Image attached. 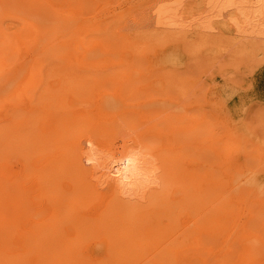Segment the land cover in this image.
I'll return each instance as SVG.
<instances>
[{"label": "rangeland", "instance_id": "374dc122", "mask_svg": "<svg viewBox=\"0 0 264 264\" xmlns=\"http://www.w3.org/2000/svg\"><path fill=\"white\" fill-rule=\"evenodd\" d=\"M29 1H32V3H34L36 6L42 5L43 7L44 6L50 7V10L44 7V10L46 12L43 9H37V12L41 14V16L46 18V15H48L46 18L47 22L44 23L45 26L43 25L42 26L43 28L40 29V31H44V30L46 31V33L44 34L45 36L46 34L50 33L47 38H45L43 34L38 36V34L33 33L32 36L28 35L24 41L19 40V39L15 41L16 39L15 37L20 38L22 35L28 33L27 30L26 31L24 30L27 26V24H25L26 20H23L22 18V17L25 18L27 15L18 14L17 10L21 8L20 5L15 6L16 4L9 5L6 3V5L3 4L2 8L0 7V12H1V9L9 11V12L12 11V13L14 12L13 15L15 16H12L13 18L7 17L3 25L5 27L6 32L12 33L11 37L9 35L6 36V41L7 42L10 41L11 43V40L13 39L12 45L14 42H17V43H14V45L16 44L15 47L14 45L12 47L11 46L9 47V45L7 46L9 47V50L11 52H9V50H7L8 48H6L5 46L6 44H9V42L8 43L4 42V44L0 42L1 44L0 48L3 46L2 50L5 52L3 53V56L7 55L6 58L3 57L4 66L0 67V69L4 68V72L0 74V86L5 87L4 93L0 95V108H3V110H0V117H1L0 124L2 123L1 124L2 127H0V134L2 135L3 132L9 131V130L10 132H12L11 129H13L14 130L13 132L19 134V135L17 134L15 135L19 137L20 140H22L20 135H22V133L25 134L26 130L31 131L33 129V131L31 132L35 134L33 138V136L31 137L32 134L30 131L29 132L31 135L29 136H28V133L26 132L27 134L26 137L24 138V136L22 135L23 136L22 138H24V140H22V142L19 141L20 144L18 145H17V141L16 140L14 141V139L12 138H9L10 140L9 139L7 140L6 138L4 142V136L0 135V141L2 140L0 142V147L2 148L6 147L5 148L6 151L0 148V152L2 153V154L0 153L1 155L0 156V182H3V185H5L6 187L5 193L6 192L11 193V192H8L9 191L8 188L13 184L17 186V182H18V187H22L20 189L27 191V194L29 195V196H26L28 197V201L24 205L25 209L24 207L22 208V206L20 208H22L23 211H21L22 209L20 210L18 208L19 210H17L18 212L16 213L17 216H15L17 218L16 219L14 218L13 222L11 220V222L8 225V226H11L10 230L8 229V232L11 236L9 235L10 239L8 238L9 244H5L6 246H3V247H7L6 251L10 252L9 253L10 257L20 256V253L25 252V256H23L22 258L23 259H27L26 257H30V258H28L26 262H23V264H31L30 260L36 258L37 255L35 254L34 250L32 251L28 250L27 247L31 249L33 248L32 246H34V244H13L12 242L14 241L18 242V240H20L21 238V235H24L25 233L29 232L30 229L32 231L33 228L35 230L40 227L39 234H38L40 239L47 241V235L50 236L53 239L51 243H54L52 244L51 247H49V249H51L50 251L54 253H59V254L64 253L67 256H69L67 257L62 254L57 255V256H60L61 262L65 261L66 263L69 262V264H88V263L89 264H104V263L109 264V262L110 264H123V261L126 262V264H168V263L169 264H240V263L242 264H246V263L264 264V249H263L264 247L262 248L263 251L261 250L260 252H258V254H256V258L254 256V259H252L253 261L247 260V262L243 261L245 260L244 255H246L247 250L241 247V244L243 245V240L241 242V239L245 237H249V239L255 238V240L257 241L261 240L264 245V201L262 202V201H259V199L254 200L253 198H247V197H242V196L235 197L234 195H232V191L228 190L229 186L227 185L230 181L232 173L236 176L237 172L244 168H251L253 170L254 169L257 170L261 168L262 173L260 177L261 179L264 180V57L262 55H259L258 57L247 59V57L240 58L241 56L234 55L229 52L220 53V54L217 52V53L212 54V53L205 52V51H199V50L194 51L196 45L192 40L190 41L186 40V43L184 45L185 40H183V38L181 37L180 38L178 37L177 39L176 37L175 38L170 37V39L167 37L164 39L162 38V36L159 37L158 35L160 34L155 31H154L155 35H153L154 39L153 37L147 38L145 35H143V33L145 34L146 33L145 31L147 30L150 31V29L152 30V27H150L152 26L150 24L152 23V20H151V17H149L150 15L147 9H149V5L151 4L153 0H104V1L103 0H87V1L81 0V3L78 2L79 0L77 1L69 0L67 1L68 3L67 2L63 3L66 0H59V1L58 0L56 1L55 0L53 1L52 0H29ZM70 1L71 2L74 1L75 4L71 3ZM84 1L88 3L84 4ZM198 1L199 0H194V1L187 0L188 3L186 2L187 3L186 10L187 11L188 10L190 11L198 10L199 6L196 7L195 5V3H197ZM189 2H190V5H189ZM1 3L2 2L0 1V4ZM65 5H67V8ZM86 5H88V7L90 5V7L88 8ZM62 7H65V8H62ZM90 9L91 11L88 13ZM75 10H78V11H81V13L82 12L84 13L78 16L74 15V17L77 19L76 21L69 20L67 17L71 16L70 13H74ZM92 11H93V14H92ZM118 14H120L121 16L119 15L120 17H118L117 16ZM1 17L3 18V14L1 15ZM66 20L68 22H66ZM145 20L149 23H147ZM21 22L23 25L21 24ZM97 26L98 28H95V32H94V27H97ZM55 27L57 29L55 32L52 33V30ZM99 29L100 31L98 32ZM142 29L144 30L142 31ZM71 30H73L74 32L76 31L77 34L74 32L70 33ZM100 33L101 34L105 33L104 34L105 36L100 35ZM107 33H110V34H107ZM115 34L117 37L115 36ZM62 35L64 36V38ZM82 35L85 38L82 37ZM13 36L15 37L12 38ZM10 38L12 39L10 40ZM113 38L114 39L117 38V39L113 41ZM158 39H161V40H158ZM28 41H30L29 42L30 44H27ZM74 41L76 43H74ZM117 41L118 42L120 41V42L118 43ZM78 42H81V45L80 43L78 44ZM63 43L64 45H62ZM54 44L55 46H53ZM103 44L105 45L103 46ZM79 45L81 46L80 48H79ZM77 47L79 49H76ZM105 47L107 50L105 49ZM63 48L67 50L66 51L67 53L65 52V49ZM61 51H63L65 55H62ZM74 51L76 52V54ZM111 51L114 53H112ZM11 53H14V54H11ZM42 54L43 56L44 55L46 56L43 57ZM59 54L63 57L62 58L61 56L59 57L58 56ZM139 54H142V55L139 56ZM174 54L176 55L175 57L178 58L179 60L178 64L174 65L173 63H169L168 65L166 64L160 65L158 63V62H161L162 58L168 59L166 55H174ZM12 56L15 58H12ZM37 57L42 58L41 74L43 73L42 74L43 76H41L42 78L41 84L39 82L37 83V81H35L36 79L34 78L32 79V82L28 81L31 78L30 76L32 75L31 73L32 68H34L33 60ZM57 57H59L58 58L59 60L56 59ZM13 59L14 60L16 59V61H12ZM47 62H50V63H47ZM53 62L57 65L54 66ZM66 64L70 68H68ZM62 67L63 68L65 67V69H62ZM136 70L139 73L133 74L132 72H135ZM124 71L126 73H124ZM30 73L31 75H29ZM117 74H119V76H117ZM129 74L130 75L132 74L131 76L132 79L131 78L129 80L124 79L125 80L124 81L122 78L127 75L129 76ZM135 75L137 76V78ZM101 77L103 78V80L100 79ZM88 78L91 82L88 80ZM69 79H70L69 86L71 85L72 79L77 80V81L76 80L74 81L76 82V84L77 82H80V81L82 83L85 80L86 81L88 80V81L85 82L84 84H82L81 82L78 83L77 85L81 84V86H79V89H78L77 88L78 86L75 85V83L72 84L70 87H68V84L65 81H68ZM179 79H180V82H179ZM169 80L170 82H168ZM7 82L9 84L8 86L6 85ZM92 82L96 84H93ZM106 82L109 85L108 84L105 85L104 83ZM165 82H168V83H165ZM88 83H91V84L88 85ZM29 84L30 86H28ZM39 84L40 86H38ZM164 84L166 86H164ZM44 85H46L47 88ZM86 85H88L89 88L86 87ZM74 86H76L75 91H74L75 88H73ZM44 88H46V91L48 92H45V91L43 92V90H45ZM39 89L43 94L40 93ZM58 89L60 91H58ZM64 89H65V92L67 91L66 92L67 94L63 92ZM77 89H78L77 93H79L80 92L79 90H81L80 94L78 95L75 93ZM117 89H118V94L121 95L123 100L125 99L124 102H127V103H125L126 104L125 106L124 104L123 105L121 104L122 108L120 110L122 114H120L119 117H117L119 121L117 120V118H115L114 123L107 121L108 123H104L105 125L103 124L102 129H107V130L112 129L111 130L112 132L109 131L111 138L104 139L102 142V146L108 147V145L112 141V138H115V141L117 142V144L115 145V149H116L115 151L118 153L120 157H124V151H127L128 149H124L122 147L123 142L129 141V139L130 140L137 139L136 136L141 135L142 133L146 132L151 124L152 125L153 123L159 124L157 119H159L160 121H163V122H160L159 127H158L159 130L156 133H153V135L148 133L146 135L145 141L143 139L141 141L145 143L144 146L147 144L150 148H152L151 151H154L155 155H156V152H158L161 155L165 156L171 164H176L175 168L177 169L175 170L177 172L183 173V175L180 176L181 180L184 178V176H186L185 174L192 175L191 183H193V185L196 183V186L200 184L203 185L202 191H204L206 187L210 188L211 184L213 185L215 184L214 185L215 189H212V190L216 191L215 193L216 198H219V199L214 204L210 205L208 203L202 206L203 208H202V211L200 212V215L196 216V219L199 220V222H202V225L204 227L205 226L207 227V225L210 223L209 220L215 219L218 213L221 214L220 216H218L219 222L222 223L221 226L219 227V224H214L212 231H210L211 233L210 235L204 232V230H202L203 231L202 233L198 234L199 232L193 233V232H190V230L188 229L185 232H181V235H180V234H177L176 232V229H177L175 228L176 226L172 225L174 226L173 230L175 229V231H171V233L166 232V234L168 233V236L164 237V239H167V241L164 244H153V245L147 244L145 247L139 250H136L132 246V244H119V245L118 244H105V241H107L108 238L110 239V236H111L107 234L109 232L108 229H110L111 225L103 227L104 229L101 228L100 230H98L97 225L101 221V219H97V218H99L100 212L102 210V208L100 207H102L103 205L102 200H104L103 197H104L106 189H100L98 197L90 201L79 198V201H80L79 203L81 204H79L78 207L76 206L77 208L74 209L75 215L72 216L71 219L73 218L72 220H74V222L77 218L80 219L81 228H78L77 225L72 224L65 217V214H63L64 209L60 210V217L62 218L60 219L62 222L59 221L60 223L58 222V226L57 225L55 226V228H57L55 229V232L52 231L53 226L47 227V221L45 222V220H49L53 212L52 211L53 203L49 201L50 199L49 197L52 196L53 193H55V195H57V197L59 198L63 196L68 197L69 193L73 194V191H72L73 186L70 180L68 179V176H66V174H63L59 170L58 171L60 172V174L59 172L57 173L56 171L55 173L54 166L52 165L53 160H54V155L57 150L55 146L59 144L60 140H62L61 142H63L64 138L60 135L57 136L58 139L53 137L54 139H57V140L55 143H54L55 140H51V142H53L51 143V142H46L44 139L43 140L41 139L42 141L40 139L35 140L38 138V136L36 135L37 134L41 135L39 132L41 131V128L43 129L47 126V123H50V125H52L51 126L52 129L50 128L51 130H53V128L55 127H59L61 122L58 125L57 121L59 118H60L59 119L60 121L62 119V116L64 119L66 118L64 121L68 120L65 123L71 121L73 118L74 119L72 121H75L78 119L80 120L82 119V117L83 119H86L87 121L86 125H83L85 128H83L82 125H80L81 127L79 126V128L81 129H86V127H89L94 124L97 125L99 120L103 116V114H104L103 116L104 119H109L110 115H115V114L113 112L107 111L109 109L103 110V106L105 105V101L108 103H113L111 94H114ZM127 89H129V91H127ZM68 90H72L71 92L73 93V95L72 93L68 94ZM90 91L91 93H89ZM63 93L67 95V98H64L65 96ZM26 95H28L29 97ZM130 95L134 96V98L132 96L130 97ZM40 96L41 98H39ZM45 96L46 98H44ZM59 96H60V100H59ZM125 96L127 98H124ZM20 97L23 99H20ZM33 97L36 98V100H34ZM50 97L52 99L55 98L56 100H52ZM166 98H169L170 101L175 100L177 103L173 106H169L168 103L164 102ZM44 99H48V101ZM151 100H156V102L152 104H147V102ZM51 103L53 105H51ZM58 103L59 105L62 103V105L59 106L57 105ZM49 104L51 106H49ZM74 104L77 106H75ZM41 109L42 110L44 109V111L46 110L47 111L46 113H48V111L51 110L50 115L53 116L54 119L51 116L44 113V111L42 112ZM61 109L62 111H60ZM123 109L125 112L123 111ZM157 109H161V110L166 109V112H164L165 110L163 112H160L158 110L157 112L156 111ZM54 110H55V113H54ZM52 111H53V114H52ZM65 111L70 112V115L72 114L73 116L72 115L71 116L73 118L70 115H68L69 113H66ZM35 112L38 113V117H36L37 113ZM115 112H120V111L118 110ZM31 113H33L35 116ZM179 113L184 115V118H182L184 120L178 119L180 117L175 118V119L172 118V120L171 119L163 120L169 115L176 117V115H179ZM56 114L59 115V118L57 117L58 115L56 116ZM19 115L20 116L22 115V116L19 117ZM40 115L42 116L40 117ZM185 116H187L188 118ZM25 117L27 120H32L33 122L24 121ZM46 117L50 119H47ZM37 118H39V120ZM45 118L47 121L45 120ZM186 118L188 120H185ZM40 119L42 121H40ZM180 120L183 121L182 122L183 124L180 123L181 122ZM124 121L126 123H124ZM135 121L138 122V124ZM148 121L149 123H146ZM29 122L30 124H28ZM42 122H46V123L44 124ZM176 122L179 124L177 125ZM3 123H6L7 125H9V129L7 128L8 126ZM53 123L56 124L57 126H55ZM109 123L111 124V126ZM143 123H146V124L142 125ZM33 124H34V127H33ZM36 124L37 126H35ZM190 124H191V127H190ZM4 125L7 127H5ZM22 125L28 126L26 128L24 126L25 131L23 130ZM130 125L131 127H134V125L135 127L137 125L138 126L136 127V129L134 128L131 129ZM139 125H140V128H139ZM20 127L22 129L18 130L20 129ZM71 129L73 128L71 127ZM171 129L172 131L169 132V130ZM76 133H79V132L76 131ZM29 137L30 139L31 138L33 139L32 142H30L31 140L27 142ZM11 139L15 143L12 142ZM9 141L12 143H10ZM33 141H36L34 143H37V146L40 145L38 141H41V143L44 142V144L46 142L48 145L45 144L44 146L42 144L44 147H41L42 145L40 147L43 148L44 149L43 150V149H40L39 146L38 148L35 144H33ZM205 141L206 143H204ZM6 142H7V145H6ZM29 143L31 144V147H29ZM189 143L191 146L189 145ZM15 144H16V147L14 146ZM10 145H12V147ZM183 145H185V147ZM20 147L22 150H20ZM25 147L26 148L28 147L27 148L28 150ZM14 148L16 151L15 150L14 152L11 151V149L13 150ZM51 148L53 150L52 152L49 151ZM24 149L25 151H27V153L24 151ZM160 149L162 151L164 150V152H162ZM45 150L47 152H44ZM166 150L167 152H165ZM2 151H4L5 153H3ZM28 151L30 152L28 153ZM10 152H12V154L17 152V155L13 154L16 156V158H14L12 154H11L12 156L10 155L11 156L10 157L9 156ZM242 152H245L247 154L242 153ZM181 153L184 156L180 155ZM194 153L198 155L195 156ZM4 154L6 156H4ZM26 155H28V158ZM175 155L178 157H175ZM179 155L181 156L180 158H179ZM258 155H261L262 159L258 158ZM31 156L33 157L32 159H31ZM182 157H183V160H182L183 162L181 161ZM178 158L180 160V164L177 160ZM8 159L9 160L11 159V161H9ZM21 160L22 161L25 160V162L24 161L22 162ZM230 160H233V161H230ZM24 163H27V164H24ZM179 168L180 170H178ZM39 169L42 170L41 173H43L44 176L50 175V178H49L50 184L48 181L47 184L49 186H48V190L46 189L45 193L41 192V190L39 189L41 187L40 186L41 178L39 175L40 173ZM25 170H27L28 172L25 173L26 172ZM187 170H189L191 174L187 172ZM17 171H18V174H17ZM29 171H30V175H28ZM52 173H54L55 177L56 176L57 177L56 178L54 177L52 179L53 177ZM198 174L200 175V177ZM47 176L45 177L47 178ZM70 176H73V175H70ZM65 177H66V180H65ZM10 181H13V182L11 183ZM225 182L227 186L225 185ZM220 184L222 185V189L224 188L227 189L226 192L221 191L222 189L220 188ZM212 190L210 188L209 192H212ZM64 191L66 192L64 193ZM189 193H192V192H189ZM41 194H44L43 197H41ZM190 195L191 194H186V196L184 197L188 198L190 197ZM76 197L78 198V196ZM250 199H252L254 202H251ZM7 204H10V202L9 201L6 202V205ZM144 206H146L147 209L151 207L149 203ZM144 206H142L141 209H143ZM43 209H44V212H42ZM211 209H212V212H211ZM224 213H225V216L221 217ZM18 214L21 215L22 218H24V221L21 218V216H19ZM34 216L35 218H33ZM183 216H180V218L177 219L174 223L175 225H178V227L185 226ZM134 219L135 220L131 218L129 219V223H130L129 226L130 228L132 227L131 229H133L134 231V232L132 231L133 235H135V232L141 234L140 236H138L141 240L143 237L146 236L147 232H145L146 233L145 234L143 231H141L140 229H142L143 223L141 221H138L137 218H134ZM159 219L160 221L163 222V220H166L167 218L163 217ZM162 222L158 223V226L160 228L164 226ZM188 223L190 224L191 222L188 221ZM17 224L18 226H16ZM72 226L75 227L74 230L71 229ZM102 229L104 232L101 231ZM50 231L52 232L49 234ZM153 231L155 233L154 234L155 236L154 235L149 236L148 238L156 239L157 232L155 230ZM42 232L45 234H42ZM53 233H56V234H53ZM190 233H192V235H190ZM12 235L14 236V238ZM176 237H180L178 241L179 240L181 241L183 239L184 242L183 240L181 241V243L180 241L177 242ZM114 238H116V235L114 236ZM72 240H73V244L72 243H68V245L65 244L66 242H71ZM57 241H59L60 244H56ZM190 242L191 243L193 242V243L189 244ZM73 246L74 248L76 247L78 251L74 250ZM35 247H38V246H35ZM68 247L70 249H68ZM71 247L73 250H71ZM78 247L80 248L78 249ZM24 248H26V250H23ZM238 248H241V249H238ZM43 249L40 250L39 252L40 254H42L41 251H43ZM67 252L68 253L70 252V255ZM120 254L122 255V257L120 256ZM154 254L155 256H153ZM239 254H243L240 257V259L238 258V256H240ZM57 256L56 258H58ZM124 256H126V259H123ZM136 256L137 258H134ZM136 259H138V262ZM50 260L51 259H49L47 263H43V264H50L51 263Z\"/></svg>", "mask_w": 264, "mask_h": 264}, {"label": "bare ground", "instance_id": "6f19581e", "mask_svg": "<svg viewBox=\"0 0 264 264\" xmlns=\"http://www.w3.org/2000/svg\"><path fill=\"white\" fill-rule=\"evenodd\" d=\"M2 3L0 4V7H3V4L6 5L9 4H16L20 5L21 8L17 10L18 14H26L27 16L23 18V20L25 21V24H27L26 28L24 29L25 31L27 30L28 33L22 35L20 38L19 37H15L13 36L12 38H16L15 41L17 39L24 41L25 38L30 35L32 36L33 33L38 34V36H40L41 34H45L46 31H40V29H42L43 25L45 26L44 23H46V18L48 15H46V18L41 16V14H39L37 12V9H43L46 6H36L34 3H32V1H25V0H0ZM12 1V2H11ZM53 1V0H52ZM56 1V0H55ZM59 1V0H58ZM69 0L66 1H62L63 3L67 2ZM72 1V0H71ZM70 1V2H71ZM75 1V0H74ZM71 2V3H74ZM77 1V0H76ZM87 1V0H86ZM104 1V0H103ZM192 1V0H191ZM194 1V0H193ZM79 3H81V0L78 1ZM91 2V1H90ZM187 0H153L151 2V4L149 5V9H147V11H149V17H151L152 23H150L152 26V30L150 29V31H145L146 33L143 35H145L147 38H152L154 39L155 32L159 33L160 35H158L159 37L162 36V38H175L176 39L179 37L183 38V40H185L184 45L186 43V40L190 41L192 40L195 43V49L194 51H205V52H209V53H225V52H229L232 53L234 55H238L241 56L240 58L243 57H247V59L249 58H253V57H258L259 55H262L264 57V0H199L197 3H195L196 7L199 6L198 10L195 11H190V10H186V5H187ZM68 3V2H67ZM83 3V2H82ZM88 2L84 1V4H86ZM113 3V2H112ZM117 3V2H116ZM75 4V3H74ZM77 4V3H76ZM83 4V5H84ZM90 4V3H89ZM81 5V6H83ZM190 5V2H189ZM64 6V4H63ZM67 8V5H65ZM80 6V7H81ZM85 6V5H84ZM88 7V5H86ZM93 6V5H92ZM91 6V8H92ZM71 7V6H69ZM90 7V5H89ZM88 7V8H89ZM102 7V6H101ZM50 10V7L47 6L46 9ZM65 8V7H62ZM76 8V7H75ZM104 8V7H103ZM81 9V8H80ZM94 9V8H93ZM101 10V9H100ZM186 10V11H185ZM45 11V10H44ZM86 11V10H85ZM91 11V9L88 11V13ZM94 11V10H93ZM92 11V14H93ZM146 11V12H147ZM46 12V11H45ZM109 12V11H108ZM140 12V11H139ZM84 13V12H82ZM81 11L75 10L74 13H70L71 16L67 17L69 20H74L76 21L77 19L74 17V15L78 16L82 14ZM86 13V12H85ZM87 13V14H88ZM3 14V18L1 17V15ZM14 12L12 13L6 10H2L0 12V42L2 44H4V42L6 43V36H12V33L6 32L5 27L3 25V23L5 22V20L7 19V17H12L15 16L13 15ZM53 15V14H52ZM120 14H118L117 16H119ZM116 16V15H115ZM114 16V17H115ZM141 16V15H140ZM13 18V17H12ZM32 19V20H30ZM144 19V18H143ZM116 20V19H115ZM118 20V19H117ZM120 20V19H119ZM111 21V20H110ZM143 21V20H142ZM141 21V22H142ZM146 21V20H145ZM29 22V23H27ZM66 22H68L66 20ZM108 22V21H107ZM120 22V21H119ZM118 22V23H119ZM147 22V21H146ZM149 23V22H147ZM15 24V23H14ZM22 24V22H21ZM108 24V23H107ZM131 24V23H130ZM143 24V23H142ZM23 25V24H22ZM100 25V24H99ZM146 25V24H145ZM109 26V25H108ZM28 27V28H27ZM124 27V26H123ZM127 27V26H126ZM130 27V26H129ZM142 27V25H141ZM144 27V25H143ZM148 27V26H147ZM95 28L94 27V32H95ZM103 28V27H102ZM125 28V27H124ZM139 28V27H138ZM146 28V27H145ZM56 27L52 30V33L56 31ZM79 29V28H78ZM105 29V28H104ZM114 29V28H113ZM131 29V28H130ZM29 30V31H28ZM35 30V31H34ZM69 30V29H68ZM80 30V29H79ZM86 30V29H85ZM121 30V29H120ZM144 29H142L143 31ZM21 31V30H20ZM78 31V30H77ZM87 31V30H86ZM93 31V30H92ZM100 31V29L98 30V32ZM118 31V30H117ZM22 32V31H21ZM74 32L73 30L70 31V33ZM81 32V31H79ZM97 32V31H96ZM116 32V31H115ZM131 32V31H130ZM76 33V31L74 32ZM86 33V32H85ZM91 33V32H90ZM154 33V34H153ZM50 33L46 34L45 38H47L49 36ZM77 34V33H76ZM84 34V33H83ZM98 34V33H97ZM105 34V33H104ZM101 34L100 35H104ZM110 34V33H107ZM106 34V35H107ZM71 35V34H69ZM79 35V34H78ZM85 35V34H84ZM114 35V34H113ZM63 36V35H62ZM68 36V35H67ZM98 36V35H97ZM105 36V35H104ZM116 36V34H115ZM142 36V35H141ZM157 36V37H158ZM82 37H84L82 35ZM87 37V36H86ZM91 37V36H90ZM117 37V36H116ZM125 37V36H124ZM10 38V40L12 39ZM64 38V36H63ZM81 38V37H79ZM85 38V37H84ZM88 38V37H87ZM93 38V37H92ZM99 38V37H98ZM161 38V39H162ZM8 39V38H7ZM89 39V38H88ZM100 39V38H99ZM117 39V38H115ZM113 38V41L115 40ZM139 39V38H138ZM143 39V38H142ZM146 39V38H145ZM158 39V40H161ZM86 40V39H85ZM98 40V39H97ZM111 40V39H110ZM120 40V39H119ZM122 40V39H121ZM147 40V39H146ZM57 41V40H56ZM89 41V40H88ZM96 41V40H95ZM99 41V40H98ZM97 41V42H98ZM109 41V40H108ZM139 41V40H138ZM182 41V40H181ZM9 44H6V48H8L7 50H9V47L13 46L12 42L13 39L10 41H8ZM7 42V43H8ZM30 41H28L27 44ZM37 42V41H36ZM39 42V41H38ZM85 42V41H83ZM103 42V41H102ZM112 42V41H111ZM118 42V41H117ZM120 42V41H119ZM118 42V43H119ZM145 42V41H144ZM176 42V41H175ZM57 43V42H56ZM74 43H76L74 41ZM81 42H78V44ZM108 43V42H107ZM163 43V42H162ZM179 43V42H178ZM192 43V42H190ZM143 44V43H141ZM1 45V44H0ZM9 45V47H7ZM16 45V44H15ZM14 45V47H15ZM60 45V44H59ZM64 45V43L62 44ZM72 45V44H71ZM76 45V44H75ZM79 45V48L81 47ZM91 45V44H90ZM97 45V43H96ZM105 44H103L104 46ZM108 45V44H107ZM183 45V46H184ZM4 46V48H5ZM55 46V44L53 45ZM52 46V47H53ZM57 46V44H56ZM69 46V45H68ZM144 46V45H143ZM142 46V47H143ZM193 46V45H192ZM3 47V46H2ZM2 47L0 48V67L4 66V62H3V57L6 58V56H3V53H5L2 50ZM62 47V46H61ZM89 47V46H88ZM107 47V46H106ZM105 47V49H106ZM110 47V46H109ZM120 47V46H119ZM133 47V46H132ZM50 48V47H48ZM60 48V47H58ZM72 48V47H71ZM74 48V47H73ZM78 47L76 49H79ZM84 48V47H83ZM86 48V47H85ZM104 48V47H103ZM192 48V47H191ZM52 49V48H51ZM62 49V48H60ZM65 49V48H63ZM70 49V48H69ZM68 49V50H69ZM6 50V51H7ZM17 50V48H16ZM20 50V49H19ZM53 50V49H52ZM58 50V49H57ZM95 50V48H94ZM107 50V49H106ZM143 50V49H142ZM64 51V50H63ZM63 51H61L62 55H65L63 53ZM67 50L65 49V52ZM77 51V50H76ZM82 51V50H81ZM185 51V50H184ZM9 52H11L9 50ZM13 52V51H12ZM19 52V51H18ZM42 52V51H41ZM48 52V51H46ZM75 52V51H74ZM78 52V51H77ZM91 52V50H90ZM112 52V51H111ZM125 52V51H124ZM137 52V51H136ZM192 52V51H191ZM8 53V52H7ZM43 53V52H42ZM53 53V52H52ZM59 53V52H58ZM67 53V52H66ZM89 53V52H88ZM93 53V52H92ZM91 53V54H92ZM114 53V52H112ZM135 53V52H134ZM186 53V52H185ZM193 53V52H192ZM197 53V52H196ZM14 54V53H11ZM56 54V53H55ZM76 54V52H75ZM187 54V53H186ZM201 54V53H200ZM142 54H139V56ZM43 56V54H42ZM46 56V55H44ZM43 56V57H44ZM59 57L61 56L60 54L58 55ZM67 56V54H66ZM122 56V55H121ZM168 57V59H164L162 58L161 62H158L160 65L161 64H166L168 65L169 63H173L178 64L179 60L178 58H176L175 54L174 55H166ZM221 56V55H220ZM52 57V56H51ZM50 57V58H51ZM54 57V56H53ZM59 57H57L56 59H58ZM63 56H61L62 58ZM72 57V56H71ZM84 57V56H83ZM89 57V55H88ZM12 58H15L12 56ZM55 58V57H54ZM65 58V57H64ZM128 58V57H127ZM134 58V57H133ZM52 59V58H51ZM50 59V60H51ZM120 59V58H119ZM59 60V59H58ZM57 60V61H58ZM85 60V59H84ZM90 60V59H89ZM92 60V59H91ZM115 60V59H114ZM12 61H16V59L12 60ZM18 61V59H17ZM121 61V60H120ZM34 62V68H32V75L31 73L29 75H31L30 79L28 80L29 82H32V79H36L35 81H37V83L39 82L41 84L42 82V78L41 76H43L41 74L42 72V58L37 57L33 60ZM44 62V61H43ZM14 63V62H13ZM50 63V62H47ZM54 63V62H53ZM75 63V62H74ZM117 63V62H116ZM125 63V62H124ZM188 63V62H187ZM33 64V63H32ZM81 64V63H80ZM86 64V63H84ZM103 64V62H102ZM121 64V63H120ZM129 64V63H128ZM11 65V64H10ZM27 65V64H26ZM53 65V64H52ZM57 64L54 63V66H56ZM67 65V64H66ZM65 65V66H66ZM70 65V64H69ZM12 66V65H11ZM28 66V65H27ZM68 66V65H67ZM78 66V65H77ZM84 66V65H83ZM92 66V65H91ZM135 66V65H134ZM10 67V66H9ZM50 67V66H49ZM104 67V66H103ZM107 67V65H106ZM68 68H70L68 66ZM130 68V67H129ZM50 69V68H49ZM62 69H65V67ZM61 69V70H62ZM128 69V68H126ZM164 69V68H163ZM166 69V68H165ZM168 69V68H167ZM125 70V69H124ZM58 71V70H57ZM86 71V70H85ZM173 71V70H172ZM4 72V68L0 69V74ZM63 72V71H62ZM177 72V71H175ZM46 73V72H45ZM64 73V72H63ZM103 73V72H102ZM107 73V72H106ZM118 73V72H117ZM124 73H126L124 71ZM131 73V72H130ZM133 74H138L139 72H137V70L135 72H132ZM141 73V72H140ZM161 73V72H160ZM172 73V72H171ZM59 74V73H58ZM120 74V73H119ZM119 74H117V76H119ZM167 74V73H165ZM28 75V76H29ZM66 75V74H65ZM148 75V74H147ZM27 76V77H28ZM89 76V75H88ZM101 76V75H100ZM116 76V75H115ZM123 76V75H122ZM130 76V77H129ZM129 76H124L122 79H126L129 80L132 76V74ZM136 76V75H135ZM163 76V75H162ZM56 77V76H54ZM96 77V76H95ZM106 77V76H105ZM141 77V76H140ZM173 77V76H172ZM53 78V77H52ZM117 78V77H116ZM137 78V76H136ZM47 79V78H46ZM78 79V78H76ZM75 79V80H76ZM99 79V78H98ZM100 79L103 80V78L101 77ZM132 79V78H131ZM45 80V79H44ZM65 80V79H64ZM73 80V81H72ZM71 80V85L75 83V85H77L80 82H74L75 80L72 79ZM81 80V79H80ZM83 80V79H82ZM89 80V78H88ZM87 80V81H88ZM94 80V79H92ZM107 80V79H106ZM77 81V80H76ZM86 80L82 83L84 84L85 82H87ZM90 81V80H89ZM121 81V80H120ZM125 81V80H124ZM172 81V80H171ZM61 82V81H60ZM69 86V82L70 79L68 81H65ZM73 82V83H72ZM91 82V81H90ZM170 82V80L168 81ZM165 82V83H168ZM180 82V79H179ZM45 83V81H44ZM93 84H96L94 82H92ZM114 83V82H113ZM117 83V81H116ZM28 84V83H27ZM31 84V83H30ZM30 84L28 86H30ZM33 84V83H32ZM40 84L38 86H40ZM64 84V83H63ZM87 84V83H86ZM91 83H88V85H90ZM102 84V83H101ZM105 85L108 84L107 82L104 83ZM130 84V83H129ZM128 84V85H129ZM132 84V83H131ZM6 85L8 86V82L6 83ZM34 85V84H33ZM32 85V87H33ZM43 85V84H42ZM61 85V84H59ZM88 85H86V87H88ZM99 85V83H98ZM109 85V84H108ZM127 85V86H128ZM179 85V84H178ZM181 85V84H180ZM22 86V85H21ZM46 86V85H44ZM78 89L79 86H81V84L77 85ZM164 86H166L164 84ZM67 87V88H68ZM76 86H74L73 88H75ZM85 87V88H86ZM94 87V86H93ZM97 87V85H96ZM30 88V87H29ZM38 88V87H37ZM47 88V86H46ZM46 88H44L45 90H43V92H48L46 91ZM49 88V87H48ZM56 88V87H55ZM59 88V87H58ZM83 88V86H82ZM89 88V87H88ZM87 88V89H88ZM91 88V87H90ZM105 88V87H104ZM127 88V87H125ZM57 89V88H56ZM77 91L75 92L77 95L80 94L81 90H79L80 92ZM92 89V88H91ZM76 90V88L74 89V91ZM94 90V89H93ZM138 90V89H137ZM5 91V87L0 86V95L3 94ZM40 91V89H39ZM50 91V90H49ZM52 91V90H51ZM58 91H60L58 89ZM72 90H68V94L72 93ZM73 91V92H74ZM86 91V90H85ZM127 91H129V89H127ZM131 91V90H130ZM135 91V90H134ZM38 92V91H37ZM62 92V91H61ZM60 92V94H61ZM65 92V89L63 91ZM83 92V91H82ZM132 92V91H131ZM40 93H42L40 91ZM51 93V92H49ZM63 93V94H64ZM91 93V91L89 92ZM168 93V92H167ZM38 94V93H37ZM36 94V95H37ZM43 94V93H42ZM47 94V93H46ZM62 94V95H63ZM67 94V93H66ZM75 94V96H76ZM126 94V93H125ZM132 94V93H131ZM135 94V93H134ZM144 94V93H143ZM166 94V93H165ZM33 95V93H32ZM31 95V96H32ZM35 95V96H36ZM41 95V94H40ZM50 95V94H49ZM56 95V94H55ZM73 95V93H72ZM85 95V94H84ZM112 95V102L113 103H108L105 101V105L103 106V110L105 109H109L107 111L109 112H113L115 115H110L109 119H104L103 116L101 117V119L99 120L97 125H87L89 127H86V129H81L79 128L80 125H82L83 128H85L83 125H86V119H78L75 121H72L74 118L70 115V112H66L69 113L68 115H70L73 119L70 120L69 122L65 123L66 121H64L65 119L62 116V119L59 121V113L56 114V116L59 118L58 119V125L59 127H55L53 128V130H51V126L50 123H47V126H43L45 128H41V131L39 132L41 135L37 134L36 136H38L37 139H44L46 142H51V140H55L54 143L56 142V140L58 139L57 136H62L63 142H61L62 140L59 141V144L57 146H55V148H57L55 155H54V160H53V166H54V172L56 171L57 173L60 171L63 174H66V176H68V179L70 180V182L72 183L73 186V194L69 193L68 197L63 196V197H57V195H55V193L52 194V196H50L49 201L53 203V212L50 216L49 220H45V222L47 221V227L49 226H53L52 231L55 232V226H58V222L61 221V217H60V210L64 209V213L65 217L74 225H77L78 228L80 227V219H76L75 222L74 220L71 219L72 216L75 215L74 209H76L78 207L80 201L79 198L83 199V200H87L90 201L92 199H95L98 197L99 191L100 189H106L105 194H104V200H102L103 205L102 210L100 212L99 218L97 219H101V221L98 223L97 225V229L100 230L103 227H106L108 225L110 226L109 232L107 233L110 236V239L108 238L107 241H105V244H132V246L136 249H142L143 247H145L147 244H164L167 239H164V237L168 236V233L166 234V232L171 233V231H175V229L173 230L174 226H176V232L177 234L181 235V232H185L187 229L190 230V232H199L198 234L202 233L204 230V232L208 233L209 235L211 234L210 231H212V228L214 227V224H219V227L221 226V222H219L218 220V216H220L221 214L218 213L217 217L215 219H211L209 220L210 223L207 225V227L202 225V222H199V220L196 219V216L200 215V212L202 211V206H204L205 204H214L215 202H217V200L219 198H216V191L212 190L215 189V184H211L210 188L212 190V192L210 191L209 187H206L204 191H202V187L203 185H197L196 183L193 185V183H191V178L192 175H188L185 174L186 176H184V178L181 180V175H183V173L181 172H177L175 169L176 164H171L168 159L161 155L160 153L156 152V155L154 154V151H151L152 148H150L147 144L144 146V142L141 141L142 139L145 141L146 139V135L156 133L159 130V124L160 121L159 119L155 118L158 120L159 124H151L148 128V130L144 133H142L141 135H137V139L133 140V139H129V141H125L123 142L122 147L124 149H128L127 151H124V157H120L118 155V153L115 151V145L117 144V142L115 141V138H112V141L110 142V144L108 145V147H104L102 146V142L104 139H110V134L109 131L111 130H107V129H102L103 124L104 123H108L109 121L114 123L115 118L119 117L120 114H122L121 112V104L124 106L126 105L124 102L123 98L121 97V95L118 94V89L116 90V92ZM129 95V93H128ZM140 95V94H139ZM160 95V94H159ZM170 95V94H169ZM176 95V94H175ZM174 95V96H175ZM28 96V95H26ZM51 96V95H50ZM58 96V95H57ZM64 98H67V95L64 94ZM82 96V95H80ZM110 96V95H109ZM124 96V95H123ZM132 95H130L131 97ZM163 96V95H162ZM165 96V95H164ZM167 96V95H166ZM173 96V97H174ZM29 97V96H28ZM56 97V96H55ZM62 97V96H61ZM88 97V95H87ZM134 98V96H132ZM176 97V96H175ZM19 98V97H18ZM41 98V96L39 97ZM46 98V96L44 97ZM48 98V96H47ZM51 98V97H50ZM58 98V97H57ZM96 98V97H95ZM94 98V99H95ZM124 98H127L126 96ZM20 99H23L20 97ZM34 100H36V98L33 97ZM52 99V98H51ZM50 99V100H51ZM62 99V98H61ZM76 99V98H75ZM82 99V98H81ZM84 99V98H83ZM93 99V100H94ZM176 99V98H175ZM46 101H48V99H44ZM52 100H56L55 98ZM59 100H60V96H59ZM77 100V99H76ZM91 100V98H90ZM89 100V101H90ZM33 101V100H32ZM64 101V100H63ZM79 101V99H78ZM81 101V100H80ZM88 101V100H86ZM85 101V102H86ZM28 102V100H27ZM54 102V101H53ZM60 102V101H59ZM65 102V101H64ZM76 102V101H75ZM156 100H151L149 102H147V104H152L155 103ZM164 102L168 103L169 106H173L175 105L177 102L174 101H170L169 98H166L164 100ZM32 103V102H31ZM38 103V102H37ZM90 103V102H88ZM87 103V104H88ZM108 103V104H107ZM36 104V103H35ZM42 104V103H41ZM48 104V103H47ZM73 104V103H72ZM78 104V103H76ZM81 104V103H79ZM29 105V104H28ZM51 105H53L51 103ZM49 104V106H51ZM59 105V103L57 104ZM62 105V103L60 104ZM59 105V106H60ZM65 105V103H64ZM63 105V106H64ZM75 105V104H74ZM73 105V106H74ZM35 106V105H34ZM41 106V105H40ZM46 106V105H45ZM62 106V107H63ZM72 106V107H73ZM77 106V105H75ZM53 107V106H52ZM185 107V106H184ZM20 108V106H19ZM33 108V107H32ZM45 108V107H44ZM102 108V107H101ZM100 108V109H101ZM188 108V107H187ZM192 108V107H191ZM12 109V108H11ZM10 109V110H11ZM55 109V108H54ZM65 109V107H64ZM189 109V108H188ZM0 110H3V108H0ZM16 110V109H15ZM34 110V109H33ZM42 110V109H41ZM49 110V109H47ZM56 110V109H55ZM54 110V113H55ZM68 110V109H67ZM96 110V109H95ZM114 110V111H113ZM120 111V112H115V111ZM158 110L160 112H166V109H157L156 111L158 112ZM23 111V110H22ZM29 111V110H28ZM44 111V109L42 110V112ZM51 110L48 111V113H46L47 111L45 110L44 113H46L47 115L51 116ZM57 111V110H56ZM62 111V109L60 110ZM124 111V109H123ZM8 112V111H7ZM13 112V111H12ZM20 112V110H19ZM38 112V111H37ZM35 112V113H37ZM41 112V113H42ZM125 112V111H124ZM123 112V113H124ZM147 112V111H146ZM24 113V112H23ZM30 113V112H29ZM96 113V112H95ZM33 114V113H31ZM30 114V115H31ZM44 114V115H46ZM53 114V111H52ZM61 114V113H60ZM64 114V112H63ZM112 114V113H111ZM184 114V113H183ZM189 114V113H188ZM34 115V114H33ZM38 117V113L36 114ZM67 115V114H66ZM65 115V116H66ZM16 116V115H15ZM22 116V115H21ZM19 115V117H21ZM35 116V115H34ZM42 115H40L41 117ZM55 116V117H56ZM137 116V115H136ZM193 116V115H192ZM27 117V116H26ZM25 117V119H26ZM53 118V116H51ZM56 117V118H57ZM76 117V116H74ZM78 117V116H77ZM122 117V115H121ZM125 117V116H124ZM180 117V118H178ZM187 117V116H185ZM191 117V116H189ZM261 117V116H260ZM14 118V117H13ZM47 118V117H46ZM45 118V120H46ZM51 118V120H52ZM68 118V116H67ZM79 118V117H78ZM88 118V117H87ZM133 118V117H132ZM137 118V117H135ZM165 118V116H164ZM172 118H178V119H182L184 118V115L180 114L176 115V117H173L172 115L167 116L165 119L163 120H168ZM188 118V117H187ZM185 120H188V119ZM1 119V117H0ZM24 121H32V120H25ZM31 119V117H30ZM33 119V118H32ZM39 120V118H37ZM36 119V120H37ZM42 119V118H41ZM40 119V121H42ZM50 119V118H47ZM54 119V118H53ZM173 119V120H174ZM88 120V119H87ZM118 120V118H117ZM135 120V119H134ZM132 120V121H134ZM154 120V119H152ZM151 120V121H152ZM162 120V118H161ZM184 120V119H182ZM3 121V120H2ZM18 121V120H16ZM44 121V120H43ZM47 121V120H46ZM89 121V120H88ZM108 121V122H107ZM119 121V120H118ZM121 121V120H120ZM138 121V120H137ZM144 121V120H143ZM176 121V120H175ZM174 121V122H175ZM181 121V120H180ZM8 122V121H7ZM10 122V121H9ZM33 122V121H32ZM39 122V121H38ZM37 122V123H38ZM51 122V121H50ZM56 122V121H55ZM136 122V121H135ZM157 122V121H156ZM155 122V123H156ZM183 121H181L180 123H182ZM190 122V121H189ZM193 122V121H192ZM36 123V121H35ZM42 123H46V122H42ZM65 123V124H64ZM90 123V122H89ZM124 123H126L124 121ZM138 124V122H136ZM146 123H149L146 122ZM143 123L142 125L146 124ZM168 123V122H167ZM177 123V122H176ZM2 124V123H1ZM0 124V127H2ZM6 124V123H3ZM30 124V122L28 123ZM27 124V125H28ZM54 124V123H53ZM110 124V123H109ZM108 124V125H109ZM163 124V123H162ZM179 123H177L178 125ZM185 124V123H184ZM7 125V124H6ZM19 125V124H18ZM41 125V123H40ZM43 125V124H42ZM55 126H57L56 124H54ZM105 125V124H104ZM107 125V124H106ZM114 125V124H113ZM133 125V123H132ZM136 125V124H135ZM131 127L130 128H134L135 127ZM141 125V126H142ZM171 125V124H169ZM173 125V123H172ZM5 126V125H4ZM8 126V127H7ZM5 127H7L9 129V125H7ZM23 126V130H24V126ZM31 126V125H30ZM37 126V124L35 125ZM111 126V124H110ZM161 126V125H160ZM164 126V125H163ZM197 126V125H196ZM195 126V127H196ZM4 127V128H5ZM28 126H25V128ZM34 127V124H33ZM41 127V126H40ZM71 127L73 129H71ZM81 127V126H80ZM191 127V124H190ZM13 128V127H11ZM32 128V127H31ZM51 128V129H50ZM78 128V129H77ZM140 128V125H139ZM170 128V127H169ZM6 129V128H5ZM16 129V127H15ZM22 128L20 127L21 130ZM70 129V130H68ZM117 129V128H115ZM146 129V128H145ZM162 129V128H161ZM160 129V130H161ZM12 132L9 131H5L2 133L1 136H4V142L7 138V140L9 138L14 139V141H17V145L20 144L19 141L22 142V140H24V138L26 137V132L28 133V136L31 135V137L35 136V134H33L31 131H33V129L30 131L26 130L25 134L22 133V135L24 136V138H22L23 136H21V139H19V137H17L15 134V132H13L14 130L11 129ZM37 130V129H36ZM190 130V129H189ZM193 130V129H192ZM17 131V130H16ZM25 131V130H24ZM22 131V132H24ZM38 131V130H37ZM76 131H78L79 133H76ZM144 131V130H143ZM142 131V132H143ZM172 131L169 130V132ZM178 131V130H177ZM202 131V130H201ZM205 131V130H203ZM112 132V131H111ZM115 132V131H114ZM113 132V133H114ZM181 132V131H180ZM191 132V131H190ZM189 132V133H190ZM200 132V131H199ZM209 132V131H208ZM19 133V131H18ZM201 133V132H200ZM14 134V135H13ZM21 134V133H20ZM43 134V135H42ZM117 134V133H115ZM159 134V133H158ZM176 134V133H175ZM187 134V133H186ZM198 134V133H197ZM214 134V133H213ZM19 135V134H17ZM114 135V134H113ZM150 135V136H152ZM178 135V133H177ZM207 135V134H206ZM148 136V137H150ZM211 136V135H210ZM209 136V137H210ZM233 136V135H232ZM53 137L57 138L54 139ZM166 137V136H165ZM36 138V137H35ZM185 138V137H184ZM206 138V137H205ZM212 138V137H211ZM3 139V137H2ZM11 139L12 142H14ZM66 139V140H65ZM201 139V138H200ZM10 140V139H9ZM27 140V139H26ZM25 140V141H26ZM29 140H31L30 142H32V138L28 139L27 142H29ZM41 140V141H42ZM120 140V139H119ZM195 140V139H194ZM208 140V139H207ZM2 141V140H1ZM0 141V142H1ZM38 141L40 145H38L39 147L43 144L45 146V144H47L45 142ZM107 141V140H106ZM175 141V140H174ZM177 141V140H176ZM179 141V140H178ZM182 141V140H181ZM2 142V143H4ZM8 142V141H7ZM6 142V145H7ZM10 142V141H9ZM10 142V143H12ZM36 141H33V144H35L37 146V143H34ZM143 142V144H142ZM147 142V141H146ZM180 142V141H179ZM191 142V141H189ZM216 142V141H215ZM9 143V144H10ZM15 143V142H14ZM53 143V142H51ZM58 143V141H57ZM56 143V144H57ZM206 143V141L204 142ZM211 143V142H210ZM50 144V143H49ZM192 144V143H191ZM194 144V143H193ZM22 145V144H21ZM41 147H44V146ZM48 145V144H47ZM46 145V147H47ZM52 145V144H51ZM55 145V144H54ZM190 145V143H189ZM200 145V143H199ZM5 146V145H4ZM12 147V145H10ZM16 147V144L14 145ZM20 146V145H19ZM23 146V145H22ZM37 146V147H38ZM159 146V145H158ZM185 147V145H183ZM191 146V145H190ZM209 146V145H208ZM207 146V147H208ZM24 147V146H23ZM29 147H31V144L29 143ZM34 147V146H33ZM32 147V148H33ZM38 147V148H39ZM40 149H43L41 148ZM193 147V146H192ZM190 147V148H192ZM199 147V146H198ZM203 147V146H202ZM2 148V147H0ZM6 148V147H5ZM5 148H2L3 150L6 151ZM26 148V147H25ZM28 148V147H27ZM26 148V149H27ZM53 148V147H52ZM52 148L49 150L50 152H52ZM31 149V148H30ZM29 149V150H30ZM36 149V148H35ZM49 149V148H48ZM47 149V151H48ZM216 149V148H215ZM15 148L11 151L14 152ZM20 150L21 147H20ZM28 150V149H27ZM44 150V149H43ZM161 150V149H160ZM197 150V148H196ZM202 150V149H201ZM8 151V150H7ZM16 151V150H15ZM25 151V149H24ZM31 151V150H30ZM28 151V153L30 152ZM38 151V150H37ZM46 150L44 152H47ZM162 151V150H161ZM193 151V149H192ZM213 151V150H212ZM224 151V150H223ZM243 151V150H242ZM3 153H5L4 151H2ZM27 153V151H25ZM24 152V153H25ZM36 152V151H35ZM42 152V151H41ZM40 152V153H41ZM164 152V150L162 151ZM167 152V150L165 151ZM181 152V151H180ZM187 152V151H186ZM189 152V151H188ZM191 152V151H190ZM1 153V152H0ZM32 153V152H31ZM34 153V152H33ZM49 153V152H48ZM183 153V152H182ZM182 153L180 155H182ZM202 153V152H201ZM245 153V152H242ZM2 154V153H1ZM12 154V152L9 153V156ZM17 155L16 153H13ZM12 154V155H13ZM37 154V153H36ZM167 154V153H166ZM195 154V153H194ZM247 154V153H245ZM11 155V156H12ZM179 155V158L181 157ZM198 155V154H197ZM195 154V156H197ZM204 155V154H203ZM210 155V154H209ZM249 155V154H248ZM1 156V155H0ZM4 156H6L4 154ZM8 156V154H7ZM10 156V157H11ZM28 158V155H26ZM171 156V155H169ZM184 156V155H182ZM189 156V155H187ZM255 156V155H254ZM9 157V158H10ZM14 158H16L15 155H13ZM175 157H178L175 155ZM232 157V156H231ZM242 157V156H241ZM4 158V157H3ZM33 157L31 156V159ZM171 158V157H170ZM173 158V157H172ZM179 158L177 159L179 164H180V160ZM253 158V157H252ZM258 158L262 159L261 155H258ZM18 159V157H17ZM20 159V158H19ZM24 159V158H23ZM30 159V161H31ZM42 159V158H41ZM203 159V158H202ZM235 159V158H234ZM249 159V158H248ZM5 160V159H3ZM9 160V159H8ZM40 160V159H39ZM183 160V157L181 159V161ZM195 160V158H194ZM201 160V159H200ZM207 160V159H205ZM211 160V159H210ZM257 160V159H256ZM11 161V159L9 160ZM22 161V160H21ZM25 162V160H23ZM22 161V162H23ZM29 161V160H28ZM37 161V160H36ZM42 161V160H41ZM39 161V162H41ZM173 161V160H172ZM233 161V160H230ZM258 161V160H257ZM13 162V161H12ZM51 162V161H49ZM183 162V161H182ZM253 162V160H252ZM256 162V161H254ZM10 163V162H8ZM29 163V162H27ZM24 163V164H27ZM199 163V162H198ZM248 163V162H247ZM251 163V161H250ZM249 163V164H250ZM37 164V163H36ZM50 165V164H49ZM182 165V163H181ZM258 165V164H257ZM2 166V164H1ZM27 166V165H26ZM195 166V165H194ZM251 166V165H250ZM30 167V166H29ZM44 167V166H43ZM42 167V169H43ZM47 168V167H46ZM204 168V167H203ZM200 169V168H199ZM228 169V168H227ZM3 170V169H2ZM31 170V169H30ZM40 170V178H41V182H40V190L41 192L45 193L46 189L48 190V184L47 182L50 180V175H45L47 176V178L43 175V173H41V169ZM45 170V169H44ZM59 170V171H58ZM180 170V168L178 169ZM26 171V172H25ZM23 172L27 173L28 171L25 170ZM36 171V170H35ZM50 172V171H49ZM55 172V173H56ZM59 172V174H60ZM187 172H189L191 174V172L189 170H187ZM46 173V172H45ZM180 173V174H179ZM186 173V172H184ZM196 173V172H195ZM198 173V172H197ZM261 168L257 169V170H253L251 168H244L240 171L237 172V175L235 176L232 173V176L230 178L229 183L227 184L228 190L232 191V195H234L235 197H247V198H253L254 200L259 199V201H264V180L261 179ZM18 174V171H17ZM20 174V172H19ZM47 174V173H46ZM203 174V173H202ZM213 174V173H212ZM27 175V174H26ZM28 175H30V171L28 173ZM58 175V174H57ZM73 175V176H70ZM199 175V174H198ZM197 175V176H198ZM2 176V175H1ZM4 176V175H3ZM32 176V175H31ZM53 176V177H52ZM52 179L55 177L54 173H52ZM195 176V175H193ZM210 176V175H209ZM57 177V176H56ZM55 177V178H56ZM61 177V176H60ZM200 177V175H199ZM4 178V177H3ZM31 178V177H30ZM196 178V177H194ZM193 178V179H194ZM32 179V178H31ZM47 179V180H45ZM192 179V180H193ZM6 180V179H5ZM9 180V179H8ZM30 180V179H29ZM60 180V179H58ZM66 180V177H65ZM201 180V179H200ZM214 180V179H213ZM194 181V180H193ZM225 181V180H224ZM11 183L13 181H10ZM29 183V182H28ZM61 183V181H60ZM221 183V182H220ZM50 184V181H49ZM226 185V182H225ZM226 185V186H227ZM55 186V185H54ZM57 186V185H56ZM25 187V186H24ZM5 185H3V182H0V264H23V262H26L28 258L30 257H26L27 259H23L22 257L25 256V252L20 253V256H13L10 257L9 255V251H6L7 247H3L6 246L5 244H9V232L8 229L10 230L11 226H8L9 223L13 222V219L17 218L15 216H17V210H21L23 207L25 209V203L28 201V197L29 196L27 194V191L25 190H21L20 188L22 187H18V182H17V186H15L14 184L11 185L8 188V192L11 193H5ZM57 188V187H55ZM220 188L222 189V185L220 184ZM63 189V188H62ZM204 189V188H203ZM220 189V190H221ZM226 188L222 189V192H226ZM50 191V189H49ZM48 191V192H49ZM57 192V191H56ZM66 191H64L65 193ZM192 192V193H189ZM34 193V192H33ZM52 193V192H51ZM62 193V192H61ZM177 193V194H176ZM206 193V194H204ZM19 194V195H18ZM58 194V193H57ZM72 194V195H70ZM186 194H191L190 197L185 198L184 196H186ZM44 194H41V197H43ZM60 195V194H59ZM62 195V194H61ZM19 196V197H18ZM78 196V198L76 197ZM21 197V198H20ZM40 197V196H39ZM218 197V196H217ZM18 198V199H17ZM20 198V199H19ZM16 199V200H15ZM38 199V198H37ZM221 199V198H220ZM11 200V201H10ZM35 200V198H34ZM227 200V198H226ZM251 202H254L252 199H250ZM10 202V204L6 205V202ZM151 205L150 208L147 209L146 204ZM223 203V202H222ZM258 203V202H257ZM29 204V203H28ZM252 204V203H251ZM260 205V204H259ZM22 206V208H20ZM28 206V205H27ZM39 206V205H38ZM77 206V207H76ZM144 206L143 209H141V207ZM149 207V206H148ZM19 208V209H18ZM28 208V207H27ZM26 208V210H27ZM213 208V207H212ZM80 209V208H79ZM217 209V208H216ZM215 209V210H216ZM16 210V211H15ZM30 210V209H29ZM210 210V208H209ZM23 211V209L21 210ZM220 211V210H219ZM42 212H44V209L42 210ZM207 212V210H206ZM212 212V209H211ZM214 212V211H213ZM229 213V212H228ZM24 214V213H23ZM29 214V213H28ZM92 214V212H91ZM184 214V216H183ZM205 214V212H204ZM211 214V213H210ZM217 214V212H216ZM19 215V214H18ZM94 215V214H93ZM21 216V215H19ZM24 216V215H23ZM39 216V215H37ZM180 216L184 217V222H185V226L183 227H178V225H175V221L177 219L180 218ZM209 216V215H207ZM225 213L221 216L224 217ZM229 216V215H228ZM166 217V220L160 221L159 218H163ZM213 217V216H211ZM22 218V216H21ZM35 218V216L33 217ZM61 218V219H60ZM133 219L137 218L138 221H141L143 223L142 225V229H140L141 231H143L144 233L147 232L146 236L143 237L141 240L138 236H140L141 234L135 232V235L132 234L133 229L130 228L129 226V219ZM200 218V217H199ZM206 218V217H205ZM209 218V217H208ZM24 221V218H22ZM20 220V219H19ZM49 221V223H48ZM97 221V220H96ZM188 221H190L191 223L189 224ZM203 221V220H202ZM44 222V223H45ZM62 222V221H61ZM131 222V221H130ZM136 222V221H134ZM162 222L163 223V227L160 228L158 226V223ZM219 222V223H218ZM263 222V221H262ZM15 223V222H14ZM13 223V224H14ZM60 223V222H59ZM65 223V222H64ZM19 224V223H18ZM18 224L16 226H18ZM63 224V223H62ZM68 224V222H67ZM66 224V225H67ZM138 224V223H137ZM140 224V223H139ZM180 224V223H178ZM39 225V224H38ZM136 225V224H135ZM174 225V226H172ZM206 225V224H205ZM140 226V225H139ZM241 226V225H240ZM13 227V226H12ZM33 227V226H32ZM60 227V226H59ZM186 227V228H185ZM40 228V227H39ZM39 228L35 229L33 228V230L27 233H25L24 235H21L20 240H18V242H12L13 244H34V246H32L33 248H29L27 247L28 250H34L35 254L37 255L36 258L31 259L30 262L31 264H43V263H47V261L50 260V264H69L66 263L65 261L61 262L60 261V256L57 255H64L67 256L64 253H54L51 252L49 249V247L52 246L51 243L53 241V239L47 235V241L40 239V237L38 236L39 234ZM137 228V227H136ZM204 228V229H203ZM245 228V227H244ZM16 229V228H15ZM19 229V228H17ZM71 229H75V227H71ZM104 229V228H103ZM103 229L101 231H103ZM107 229V228H106ZM138 229V228H137ZM135 230V228H134ZM139 230V229H138ZM151 230V231H150ZM155 230L157 232V237L156 239L154 238H148L149 236H153L155 233ZM50 231L49 234L52 232ZM63 231V230H62ZM149 231V232H148ZM59 232V230H58ZM56 232V233H58ZM77 232V231H76ZM104 232V231H103ZM134 232V231H133ZM53 233V234H56ZM78 233V232H77ZM84 233V232H83ZM188 233V232H186ZM42 234H45L42 232ZM48 234V233H47ZM60 234V233H58ZM104 234V233H103ZM106 234V233H105ZM243 234V233H242ZM81 235V234H80ZM116 235V238H114V236ZM190 235H192V233H190ZM195 235V234H194ZM197 235V234H196ZM232 235V234H231ZM11 236V235H10ZM13 236V235H12ZM58 236V235H57ZM104 236V235H103ZM155 236V235H154ZM176 236V235H175ZM61 237V236H60ZM14 238V236H13ZM59 238V237H58ZM68 238V237H67ZM99 238V237H98ZM185 238V237H184ZM188 238V237H186ZM10 239V238H9ZM177 242L178 239H180V237H176ZM182 239V237H181ZM193 239V238H192ZM198 239V238H197ZM183 240V239H182ZM181 240V241H182ZM243 240V245L241 244V247L243 249H246V255L245 256V262L248 261H253L252 259H254V256L256 258V254H258V252H260L262 250V248L264 247L263 243L261 240H255V238H250L249 237H245L241 239V242ZM176 241V240H175ZM180 241V243H181ZM80 242V241H79ZM82 242V241H81ZM184 242V240H183ZM245 242V243H244ZM68 243H72L73 244V240L71 242H66L65 244L68 245ZM193 243V242H192ZM191 242L189 244H192ZM56 244H60L59 241H57ZM79 244V243H78ZM174 244V243H173ZM178 244V243H176ZM184 244V243H183ZM199 244V243H197ZM230 245V244H229ZM38 246V247H35ZM40 246V247H39ZM75 246V245H74ZM73 246L74 250H77V248L75 249ZM81 246V245H80ZM117 246V245H115ZM168 246V245H167ZM3 247V249H2ZM24 247V246H23ZM57 247V246H55ZM125 247V246H124ZM169 247V246H168ZM233 247V246H232ZM44 248V249H43ZM80 247H78L79 249ZM120 248V247H118ZM130 248V247H129ZM166 248V247H164ZM179 248V247H178ZM43 249L42 254H40V250ZM68 249H70L68 247ZM71 247V250H73ZM241 249V248H238ZM264 249V248H263ZM23 250H26V248H24ZM109 250V249H108ZM120 250V249H118ZM122 250V249H121ZM131 250V249H130ZM180 250V249H179ZM229 250V249H228ZM233 250V249H232ZM70 251V250H69ZM78 251V250H77ZM134 251V250H133ZM151 251V250H150ZM160 251V250H159ZM182 251V250H181ZM263 251V250H262ZM72 252V251H71ZM127 252V251H126ZM139 252V251H138ZM142 252V251H141ZM155 252V251H153ZM161 252V251H160ZM231 252V251H230ZM12 253V252H11ZM68 253V252H67ZM73 253V252H72ZM125 253V252H124ZM159 253V252H158ZM238 253V252H237ZM70 255V252L68 253ZM74 254V253H73ZM77 254V253H75ZM156 254V253H155ZM155 254L153 256H155ZM161 254V253H160ZM27 255V254H26ZM164 255V254H163ZM231 255V253H230ZM236 255V254H235ZM240 256H238V258L240 259V257L243 254H239ZM56 256L58 258H56ZM120 256L122 257V255L120 254ZM152 256V257H153ZM161 256V255H160ZM166 256V255H165ZM171 256V255H170ZM243 256V257H244ZM69 257V256H67ZM75 257V256H74ZM159 257V256H158ZM225 257V256H224ZM79 258V257H78ZM77 258V259H78ZM134 258H137L134 257ZM69 259V258H68ZM76 259V260H77ZM115 259V258H114ZM120 259V258H119ZM118 259V261H119ZM123 259H126V256L123 257ZM174 259V258H173ZM112 260V258H111ZM135 260V259H134ZM138 262V259H136ZM162 260V259H161ZM242 260V259H241ZM72 261V260H71ZM81 261V260H80ZM121 261V260H120ZM173 261V260H172ZM238 261V260H237ZM106 262V261H105ZM168 262V261H167ZM170 262V261H169ZM76 263V262H75ZM78 263V262H77ZM116 263V262H114ZM118 263V262H117ZM122 263V262H121ZM175 263V262H174ZM227 263V262H226ZM89 264V263H88ZM105 264V263H104ZM110 264V262H109ZM123 264H126V262L123 261ZM169 264V263H168ZM242 264V263H240ZM248 264V263H246Z\"/></svg>", "mask_w": 264, "mask_h": 264}]
</instances>
